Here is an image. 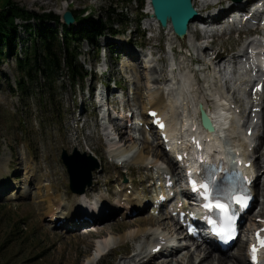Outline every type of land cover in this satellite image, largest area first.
I'll return each mask as SVG.
<instances>
[{
  "label": "rangeland",
  "instance_id": "1",
  "mask_svg": "<svg viewBox=\"0 0 264 264\" xmlns=\"http://www.w3.org/2000/svg\"><path fill=\"white\" fill-rule=\"evenodd\" d=\"M14 2L20 8L37 16L54 14L62 17L67 12H75L84 18L92 17L105 29L95 46L83 42L78 50L79 64L89 74L84 87L75 86L63 63L55 87L58 90L51 97L53 100L49 101L50 87L46 85L45 76L42 74H32L34 83H27L25 79L28 86L25 94L17 87L16 79L20 78L17 60L25 62L26 59H30L34 63L37 61L40 68L43 62L40 42L42 26L32 21L26 24L28 29L24 30L22 28L24 23L17 22L21 28L17 47L10 53V57L0 62V173H2L0 264H95L96 258H99L96 264L137 262L142 264L148 256L146 248L148 240L141 239L140 233L149 230L150 234L146 236L150 239L154 238L151 235L164 230L173 233L174 224L166 218L149 220V217L142 213L120 220L117 215L118 217L108 218L100 225L91 224L67 232L69 227H73L74 222H64L62 227L57 228L51 216L53 205L55 209L64 213L68 212L66 209L71 206L78 207L76 198L73 202L71 198L70 201L63 200L60 203L58 201V198H65L66 195L73 197L69 175L61 159L64 151L71 155L77 149L81 154L92 155L101 162V170L93 175L92 188L93 191H98L97 203L107 202L109 208L120 203L117 187L121 188L123 176L128 180L132 178L140 188L144 178L150 174L148 166L152 165V162L158 165V168H164L165 162L160 160L162 150L149 141L153 139L151 134L148 135L149 138L147 135L139 134L138 141L125 144L122 142V136L125 134L118 136L115 133L117 129H121L120 124L114 123L111 117L105 119L104 125L100 123L98 105L101 100L88 99L86 91L96 87L99 94L101 84L108 82V77L104 80L103 74L109 73L112 87L115 82H123V78L126 80V89L134 92L129 97L126 96L122 105L134 109L137 117L144 118L150 103L148 100L154 101L153 97H157L158 93L163 95V91L166 97L176 93V96L180 97L178 111L184 121L197 117L198 100L205 102L212 109L217 105V99L220 100L222 97L221 100L225 101L227 98L244 110L245 105L240 96L244 87L236 85L239 79L241 81L240 62L234 64L233 59L221 55L241 47L246 48L250 43L249 35L253 33L252 28H246L241 33L238 28L239 32L232 35L223 29V34L222 29L217 30V22L212 24L214 16H211L206 26L199 23L194 25L192 38L179 40L172 29L163 30L154 20L147 0H14ZM227 2L228 0H194L197 10L200 11L215 3H224L226 10L228 5H232ZM141 3L144 6L143 10ZM141 14H144V17L141 27L138 28L136 22ZM205 16L207 17V14L203 17ZM223 19L225 16H221V21ZM43 26L58 30L59 41L63 42L65 36L63 29L53 23H46ZM77 29H81V26ZM112 30L120 32V35L114 37ZM213 31L216 36H213ZM142 48L145 55H142ZM57 56L60 60L65 59L64 52L58 53ZM195 62H200V65ZM124 64L134 67L142 64V75L134 69L130 71L127 69L128 66L123 69ZM225 65L230 67L228 71L237 65L238 74L227 77ZM185 77L190 78L189 83H184ZM132 81L135 82L134 85ZM145 86L146 90L148 87L153 88L146 92ZM229 89L235 94L228 95ZM81 104L84 106L83 109ZM165 108L168 111V107ZM232 117L237 118V115ZM102 129L105 130L104 133ZM223 132L227 136L224 141L226 150L233 153L238 135L236 138L233 128ZM178 133L185 136L187 131ZM257 133L258 147L255 153L260 155L264 152V113ZM186 138L188 139L187 136ZM143 143L150 145L149 148L146 149ZM240 143L242 145V142ZM122 153L128 155L125 168L117 166L120 160H116V156L118 155L119 159ZM38 174L41 179L39 184L33 178ZM263 180L264 177L262 182ZM109 191L113 193L109 195ZM95 206L94 204L92 207ZM262 213L263 206H257L250 214L249 224L244 227L248 229L251 222ZM137 220H147L150 223L137 227ZM158 221L165 226L160 227L157 224L156 226L161 229L155 226L153 228ZM107 228L113 232L112 238L113 241H118V247L112 248L113 250L100 258L101 254H98L95 246L100 238L105 236ZM244 244L245 237H242L236 247L223 258L233 263L242 258L246 263ZM206 247L181 250L178 253L175 251V254L158 257L146 264H199L207 254ZM120 254L125 256L118 258ZM214 254L220 256L217 250Z\"/></svg>",
  "mask_w": 264,
  "mask_h": 264
},
{
  "label": "trees",
  "instance_id": "2",
  "mask_svg": "<svg viewBox=\"0 0 264 264\" xmlns=\"http://www.w3.org/2000/svg\"><path fill=\"white\" fill-rule=\"evenodd\" d=\"M142 8L143 3H141ZM73 14L81 29L64 27L61 17L54 14L37 16L17 6L14 0H0V62L10 57V53H13L17 47V39L21 29L17 25L18 21L24 23L22 26L24 30L28 29L26 24L32 21L38 22L43 28L40 31L41 51L43 54L41 68L37 61L34 63L30 59H26L25 62L20 59L17 60L20 78L16 79V84L22 93L25 94L27 92L26 87L28 86L25 79L27 83H34L32 74H42L45 76L44 81L46 85L50 87L49 101H52L51 97L58 90L55 87L59 81L58 75L62 71L63 63L69 78L75 86L84 85L88 74L79 64L80 55L78 54V50L83 42L95 45L102 38L105 27L100 22L94 21L92 17L84 18L83 15L78 16L75 12ZM143 17L144 15L141 14L137 21L138 25ZM46 23H53L58 28L63 29L65 36L62 43L59 41L58 30H51L43 26ZM112 34L113 36H117L120 32L112 30ZM62 44L64 45L62 46ZM6 51L8 52L7 54ZM63 52L65 53V59H58V53ZM38 67L39 69H37Z\"/></svg>",
  "mask_w": 264,
  "mask_h": 264
},
{
  "label": "bare ground",
  "instance_id": "3",
  "mask_svg": "<svg viewBox=\"0 0 264 264\" xmlns=\"http://www.w3.org/2000/svg\"><path fill=\"white\" fill-rule=\"evenodd\" d=\"M196 1V0H195ZM148 4H149V9H150V11H152L151 10V6H150V2L148 1ZM198 11H200V10H198ZM201 20H202V18H200L199 20H198V22H195V23H193L192 24V26H191V28H190V33H189V37H188V39H190V38H192V30H193V27H194V25L196 24V23H200L201 22ZM246 55V54H245ZM142 65V64H141ZM141 65H136L135 67L133 66V65H126V64H124V66H123V69L124 68H126L127 66L129 67V68H127V69H129L130 71H132L133 69L134 70H136L137 72H139L141 75H142V73H141V69H142V66ZM132 67H134V68H132ZM224 68L226 69V70H229V66H224ZM188 76V75H187ZM132 78H134V77H131V79ZM140 78V77H139ZM189 78V77H188ZM187 77H185V79H184V83L186 82V83H189V79H188ZM135 80H136V78H135ZM138 80V79H137ZM149 80V79H148ZM240 80V79H239ZM139 81V80H138ZM183 82V81H182ZM132 83L134 84L135 82H133L132 81ZM183 83V84H184ZM137 84H139V82H137ZM150 84V83H149ZM179 84V83H178ZM172 86V85H171ZM176 86V85H175ZM185 87V86H184ZM172 88V87H171ZM173 89V88H172ZM176 89V88H175ZM174 89V90H175ZM145 90H146V86H145ZM146 92H147V90H146ZM168 92V91H167ZM177 92V91H176ZM219 93V92H218ZM148 94V93H147ZM154 94V93H153ZM160 93H158L157 94V97H153L155 100L153 101V104H152V108L153 109H155V110H157V111H159L160 112V114H161V116L163 117V119L165 120V122H166V124H167V127H168V134L170 135V139L171 140H173V139H176V140H173V143L175 142H177L178 141V139L176 138V133L179 131H184V130H186L187 128L185 127V122L187 121H183L182 120V115L180 114V112L178 111V106H179V98L180 97H178V96H176L177 95V93L176 94H174V95H172V96H168V97H166V96H164V95H159ZM221 94V93H220ZM171 95V94H170ZM152 96V95H151ZM154 96H155V94H154ZM142 97V96H141ZM140 96H139V98H141ZM138 98V97H137ZM178 98V99H177ZM222 98V97H221ZM221 98H220V100L219 99H217V105H216V103H215V107L214 108H212V109H210L209 107H208V105L205 103V102H203V101H200V100H198V102H197V104H196V107H197V109H198V106L200 105V104H203V106H204V109L206 110V112L209 114V116L210 117H212V115H213V119H214V124H215V126H216V128H217V131H220V129H221V124L222 123H226L230 118H234V117H232L234 114L232 113V112H230L229 110H227V107H230V102L228 101V100H221ZM100 100H101V104H104V105H106L105 104V102H104V100H102L101 98H100ZM166 101L169 103V108H168V111H166V108H165V104H166ZM225 102V103H224ZM165 108V112H163V109ZM147 111H148V109H146V111H145V113H144V115L146 116V113H147ZM103 116L105 117V118H109V117H107V115H106V112H105V114H103ZM195 116H196V114H195ZM216 120H217V122H216ZM144 123H146V122H144ZM234 125H235V128H236V130L238 131V142H237V144H236V147H235V150H237V151H241V153H242V155L246 158L247 157V154H246V152H245V148L247 147H249V146H252L253 145V143L255 144V139H256V133H254V135H253V137L251 138V139H249V138H247L246 137V135H245V133H244V130H246V129H240V127H238L237 126V124L236 123H234ZM178 126H180L181 128H180V130H179V127ZM124 135L123 133H120L119 135ZM139 134H142V135H146V133L145 132H143V133H141V132H139ZM189 135H190V133L188 134V131H187V133H186V135H185V137L186 136H188L189 137ZM199 139H201V140H203V137H201V136H199V134L198 133H196L195 134ZM126 136V137H125ZM125 136H122V142H124L125 144H127V143H132L133 141H134V137L132 136V135H129L128 136V134L126 135L125 134ZM210 136H212L211 138H215V142H214V144L212 145L213 147H216V148H219V149H221V148H223V141L222 140H220L219 138H216L215 136H217V134L216 135H210ZM240 137V138H239ZM157 138H159V136L157 137ZM157 138H155L156 139V141L158 142L159 141V139H157ZM186 139V141H185V147L186 148H188L189 147V140L187 139V138H185ZM242 142V145H241V143L240 142ZM251 141H253V143H251ZM160 143H158V145H159ZM146 149H148L149 148V146H148V144H146V143H143L142 144ZM152 145H154V144H152ZM158 145H157V147H158ZM127 146V145H126ZM212 146H209V144L207 145H205L204 147H205V151L203 152V153H201V155L203 156V157H209V151H211V148H212ZM245 146V147H244ZM159 149H161L160 147H158ZM180 149H178L177 147H174V149L172 150V156H175V153H176V151H179ZM182 150H185V151H188V149H182ZM222 150V149H221ZM147 151V150H146ZM227 151V150H226ZM162 153H163V151H161ZM196 154H197V152L196 151H193V154H191V157H192V159H193V163H190V166H189V170L190 171H192V172H195V171H197L198 170V168H199V162L196 160H194L195 158V156H196ZM128 155L126 154V153H122L120 156H119V159H118V155L116 156V159L117 160H122V159H124V158H126ZM142 156V155H141ZM140 156V157H141ZM159 158H160V156H159ZM143 159H144V157H143ZM143 161H145V160H143ZM139 162H141V159H140V161ZM255 171V168H254V163H253V167H252V172H254ZM2 173H0V175H1ZM36 181L35 182H38V184L40 183V176H39V174L38 175H36L35 177H33ZM1 184V183H0ZM1 188V187H0ZM51 189V188H50ZM52 190V189H51ZM88 193L90 194V196H88ZM92 194V195H91ZM96 194H97V191L95 192V191H93V188H91L89 191H87L84 195H77V194H73V197H70V196H67L66 195V197L65 198H63L62 197V199L61 198H58V201H59V203L61 202V201H70L69 199L71 198L72 199V202H73V200H74V198H76V203H77V205H78V207H73V206H71V207H69V208H67L66 210L68 211V212H66V213H68L67 215H65L67 218H69V219H71V218H73V219H71L70 221H72V222H75V221H77V220H82V219H84V215L81 213V211H82V208H83V210H84V214H90V215H92L93 217H95L96 219H95V221H94V224H99L100 225V223H102V222H106L107 220H108V218H112V217H114L113 215H111V216H108L106 213H104V212H102V214L100 215V211H98V207L96 208V206L95 207H92L94 204H95V200H93L94 202H92V201H90L89 200V198L90 197H96ZM35 195V194H34ZM69 197V198H68ZM89 197V198H88ZM120 197H121V195H120ZM87 198H88V200H87ZM122 199V198H121ZM120 200V199H119ZM118 200V201H119ZM50 201V198H49V200H48V202ZM104 203H106V202H104ZM73 204V203H72ZM120 203H118L117 205H119ZM53 208V207H52ZM80 209H81V211H80ZM99 213V215L98 216H100V220H97V216H94V215H96V214H98ZM52 218H54V216H55V212H53L52 213ZM63 217V216H62ZM62 219V218H61ZM68 219V220H69ZM77 219V220H76ZM149 219V218H148ZM160 219V218H159ZM166 219L167 220H169L171 223H173L174 221H173V219H171L170 217H166ZM54 220V219H53ZM149 220H152V219H149ZM148 223H150V221H142V220H137V227H142V226H146ZM73 224V223H72ZM157 224H159V226L160 227H163V226H165L164 224H162L161 222H157L155 225H153V227L155 226V227H158V226H156ZM174 224V223H173ZM90 224H89V222H87L86 220H85V222L83 223V224H79V226H77V224H76V226H75V229H78V228H82V227H86V226H89ZM135 226V225H134ZM114 227V226H113ZM149 227H152V226H149ZM148 227V228H149ZM159 227V228H160ZM174 227H177V224H174ZM175 229V228H174ZM108 230V231H107ZM107 230L105 231V236L104 237H101L100 238V241L99 242H97V245L95 246V248H96V251L98 252V254H101L100 255V258H101V256L103 255V254H105L106 252H108V251H110V250H113V249H117V247H118V241L117 240H115V241H113V238H112V235H114L113 234V232H111L108 228H107ZM242 230V229H241ZM175 231V230H174ZM144 233H147V234H145V235H148V234H150V231L148 230L147 232H145V231H143ZM143 232H141L140 233V236H141V234H144ZM172 233V232H171ZM99 234V233H98ZM159 234V235H158ZM173 234V233H172ZM136 235V234H135ZM160 236V235H163V236H165L166 238H169L168 236H167V234H164L163 232H158L157 234H155L154 236L156 237V236ZM245 237H246V235H245ZM125 238V237H124ZM124 238H122L123 240H124ZM153 239V238H152ZM151 239V242H148L147 243V246H146V248L148 249L147 251H148V256H149V258H148V256H147V258L146 259H148V260H150V261H152L153 259H152V254H151V249H153L154 247H155V245L154 246H152V244H154L155 242L153 241ZM239 241V240H238ZM238 241H237V243H238ZM95 244V243H94ZM117 246V247H116ZM168 246H169V243H168V245L166 246V249H169L168 248ZM210 247V248H209ZM209 247H206L207 248V254L205 255V257L203 258V259H201V261H200V263L199 264H246L247 263V258H246V263L244 262V260L242 259V258H239V259H237V261H235V263H233V261H231V260H228V259H226V258H223V256L226 254V253H224V252H220V256L219 255H215L214 254V251H215V248L214 247H212V246H209ZM113 248V249H112ZM174 250H172L169 254H174ZM176 252H178V250H176ZM168 254V255H169ZM167 255V256H168ZM170 256V255H169ZM203 256V255H202ZM99 257V256H98ZM225 257V256H224ZM146 259L144 260V261H146ZM99 260V258H96V260H95V264H96V262ZM142 262V264H144L145 262ZM192 262V261H191Z\"/></svg>",
  "mask_w": 264,
  "mask_h": 264
},
{
  "label": "water",
  "instance_id": "4",
  "mask_svg": "<svg viewBox=\"0 0 264 264\" xmlns=\"http://www.w3.org/2000/svg\"><path fill=\"white\" fill-rule=\"evenodd\" d=\"M193 0H150L153 10L152 17L162 24L164 29L169 28V22L175 35L181 40L189 34L190 24L198 21L199 14L196 11ZM63 25L73 27L76 25L75 17L71 12L62 16ZM204 127L211 133L215 132V127L206 115L202 105L199 106ZM62 161L66 166L70 176V188L73 193L83 195L87 188L92 187L93 172L100 169L98 160L91 155L81 154L75 150L69 156L63 152Z\"/></svg>",
  "mask_w": 264,
  "mask_h": 264
},
{
  "label": "snow or ice",
  "instance_id": "5",
  "mask_svg": "<svg viewBox=\"0 0 264 264\" xmlns=\"http://www.w3.org/2000/svg\"><path fill=\"white\" fill-rule=\"evenodd\" d=\"M238 203H240L242 206H244V200H238L237 201ZM207 207V205H206ZM217 207H220L222 210H223V205H217ZM262 247H264V241H262V244H261ZM253 257L255 258V248L253 249Z\"/></svg>",
  "mask_w": 264,
  "mask_h": 264
}]
</instances>
